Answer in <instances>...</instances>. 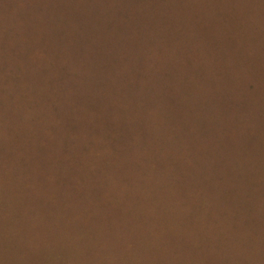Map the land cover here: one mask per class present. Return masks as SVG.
Wrapping results in <instances>:
<instances>
[{
    "label": "rangeland",
    "instance_id": "obj_1",
    "mask_svg": "<svg viewBox=\"0 0 264 264\" xmlns=\"http://www.w3.org/2000/svg\"><path fill=\"white\" fill-rule=\"evenodd\" d=\"M0 264H264V0H0Z\"/></svg>",
    "mask_w": 264,
    "mask_h": 264
}]
</instances>
